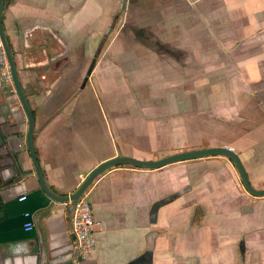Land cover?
I'll return each instance as SVG.
<instances>
[{
  "label": "crops",
  "instance_id": "crops-1",
  "mask_svg": "<svg viewBox=\"0 0 264 264\" xmlns=\"http://www.w3.org/2000/svg\"><path fill=\"white\" fill-rule=\"evenodd\" d=\"M152 3L155 11H169L164 23L176 30L178 25L193 26L190 21L195 20L194 26L202 30L200 44L210 42L218 53L230 49L236 74L245 75L250 86L264 84V0ZM181 10L186 16L179 19ZM160 17L154 20L157 27L162 26ZM111 21L110 0H10L4 12L7 38L35 117L34 146L40 166L50 188L61 196L77 192L97 166L112 158L159 160L149 158L140 145V133L127 116L114 114L112 102L106 100L105 112L98 113L101 98L96 83L84 82L85 74L96 68L98 26ZM234 82L246 84L244 77ZM28 131L17 93L0 76V167L8 168L6 183L19 180L21 169L26 188L18 191V203L41 189L28 151ZM176 165L151 171L114 168L96 180L87 195L101 228L96 252L86 261L76 259L72 205L55 203L42 194V209L27 211L35 223L39 249L33 238L12 239L13 230L5 225L0 230V264H128L147 251L153 254L152 264H264V259L247 258L251 239L242 242L239 259H210L203 241L195 244L197 257L192 258L190 236L205 231L194 225L200 224L194 222L197 208H202L201 220L207 214L202 204L187 198L189 186L193 188L190 168ZM170 197L159 209L157 222L151 221L153 205ZM239 205L238 218L247 220L255 214Z\"/></svg>",
  "mask_w": 264,
  "mask_h": 264
},
{
  "label": "rangeland",
  "instance_id": "rangeland-1",
  "mask_svg": "<svg viewBox=\"0 0 264 264\" xmlns=\"http://www.w3.org/2000/svg\"><path fill=\"white\" fill-rule=\"evenodd\" d=\"M141 1L110 0L112 21L98 26L96 68L84 76L86 84L96 83L98 113L112 102L114 114L127 116L136 127L150 159L231 147L242 158L253 186L264 189V84L250 86L244 75L246 84L237 85L234 81L243 77L236 74L230 49L218 53L210 42L200 44L202 30L194 26L195 20L190 21L193 26L178 25L177 30L166 26L169 11H155L153 0ZM162 13H167L165 18ZM180 15L186 16L184 10ZM159 16L161 27L154 25ZM176 164L190 168L193 188L189 186L187 198L202 204L207 214L201 220L203 211L197 208L194 222L200 224L194 225L205 231L190 236L192 258L197 257L195 244L203 241L210 259H239L242 242L251 239L247 258L264 259V197L245 191L228 159ZM234 201L255 214L245 220L241 213L239 219Z\"/></svg>",
  "mask_w": 264,
  "mask_h": 264
},
{
  "label": "water",
  "instance_id": "water-1",
  "mask_svg": "<svg viewBox=\"0 0 264 264\" xmlns=\"http://www.w3.org/2000/svg\"><path fill=\"white\" fill-rule=\"evenodd\" d=\"M6 7V0H0V39L4 46L15 85V90L20 100V103L26 113L29 131L27 135V145L28 151L30 153L34 169L40 184V191L30 192L28 196L29 199L28 205H23L22 202H17L16 197L19 194V190L22 188H26V181L22 176H20L21 169L19 168V180H13L8 183L4 182L8 168L0 167V230L5 226L10 224V227L13 230V238L15 241L19 240H28L34 239L37 248L39 249L40 241L36 237V228L33 233L26 232L22 230V227L27 220L24 215L27 213L29 209L35 208L34 212L40 211L42 209V201L41 197L44 194L50 200L55 203H74L77 202L80 198H82L87 191L92 187V185L101 177L105 172L120 167V166H129L132 168H137L145 171L157 170L169 165L180 163L188 160L195 159H203V158H212V157H221L228 159L236 168L240 180L242 182L243 188L245 191L251 196L262 198L264 197V189H257L253 186L249 172L240 157V155L231 147L228 146H213V147H205L193 151L181 152L177 153L159 160H142L130 156H118L112 158L108 161L103 162L99 166H97L85 179V181L80 186L79 190L72 194L71 196H61L57 194L47 183V180L44 176L42 168L40 166V162L38 159V155L34 146V136H35V117L33 110L30 106V103L25 95L23 87L21 85V81L19 78V72L15 60V55L11 49V45L7 38V34L5 31L3 16ZM172 197L164 199L161 202H158L153 205L150 216L151 221L157 222L158 211L159 209L168 203ZM27 200V199H26ZM73 208V207H72ZM33 212V213H34ZM29 233L31 235H29ZM152 252L147 251L142 256L134 259L128 264H152ZM67 264H75L74 262H70Z\"/></svg>",
  "mask_w": 264,
  "mask_h": 264
},
{
  "label": "built area",
  "instance_id": "built-area-1",
  "mask_svg": "<svg viewBox=\"0 0 264 264\" xmlns=\"http://www.w3.org/2000/svg\"><path fill=\"white\" fill-rule=\"evenodd\" d=\"M0 76L7 88L16 93L11 67L0 39ZM24 196L19 199L20 202L26 201ZM73 207L72 214V236L74 239V249L76 259L86 261L92 257L98 246V232L101 223L96 219L91 201L87 193L77 202L70 203ZM27 220L24 225L26 232L35 230V223L30 213L24 215Z\"/></svg>",
  "mask_w": 264,
  "mask_h": 264
},
{
  "label": "trees",
  "instance_id": "trees-1",
  "mask_svg": "<svg viewBox=\"0 0 264 264\" xmlns=\"http://www.w3.org/2000/svg\"><path fill=\"white\" fill-rule=\"evenodd\" d=\"M9 2L10 0H6V7H5V10L7 9V7L9 6ZM117 168H131V169H137V168H132V167H129V166H120V167H117ZM106 173V172H105Z\"/></svg>",
  "mask_w": 264,
  "mask_h": 264
}]
</instances>
